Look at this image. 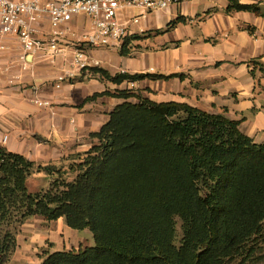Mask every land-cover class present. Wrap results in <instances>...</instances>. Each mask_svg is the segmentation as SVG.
I'll return each instance as SVG.
<instances>
[{
	"label": "trees",
	"instance_id": "obj_1",
	"mask_svg": "<svg viewBox=\"0 0 264 264\" xmlns=\"http://www.w3.org/2000/svg\"><path fill=\"white\" fill-rule=\"evenodd\" d=\"M227 10L264 16L261 5L240 0H229ZM143 38L131 35L119 53L131 56ZM90 73L118 85L177 76L103 67ZM117 91L112 95L124 102L68 169L0 145V264H9L19 226L35 216L64 218L94 238L85 248L47 251L41 264H234L257 250L264 240V143L224 114ZM36 172L50 185L33 191Z\"/></svg>",
	"mask_w": 264,
	"mask_h": 264
},
{
	"label": "crops",
	"instance_id": "obj_2",
	"mask_svg": "<svg viewBox=\"0 0 264 264\" xmlns=\"http://www.w3.org/2000/svg\"><path fill=\"white\" fill-rule=\"evenodd\" d=\"M240 2L264 8V0ZM228 6L229 0H192L160 11L134 9L139 22L131 24V28L144 37L137 44L153 47L131 56L119 53L114 69L113 64H102L91 55L98 52L93 49L99 48L86 49L88 58L99 61L112 74H177L170 79L125 81L118 85L83 74L73 65L75 53L71 45L57 56L25 54L17 38L0 37L6 45L0 52V145L36 163L67 167L78 153L86 152L95 143L91 133L98 132L114 108L124 102L112 95L124 89L153 101L186 102L210 113L224 114L240 121L243 133L264 143V16L228 11ZM78 18L70 23V39L76 34ZM89 29L90 25L85 32ZM68 64L76 72L69 71ZM59 76L66 79L59 81ZM107 92L110 94H104ZM97 93L102 95L87 100ZM37 175L48 181L42 172L31 178ZM50 226L47 230L29 229L27 248L37 245L55 252L75 244L92 246L94 238L89 229H72L64 218L51 221Z\"/></svg>",
	"mask_w": 264,
	"mask_h": 264
},
{
	"label": "built area",
	"instance_id": "obj_3",
	"mask_svg": "<svg viewBox=\"0 0 264 264\" xmlns=\"http://www.w3.org/2000/svg\"><path fill=\"white\" fill-rule=\"evenodd\" d=\"M187 1L192 0H0V37L17 38L25 54L57 56L71 45L75 53L73 65L90 75L92 64L86 49L121 48L135 34L131 24L139 22V15H132L130 10L160 11ZM81 15L90 19V29L83 39H70V23ZM5 48L0 40V52ZM65 79L66 76L58 77L59 81Z\"/></svg>",
	"mask_w": 264,
	"mask_h": 264
},
{
	"label": "rangeland",
	"instance_id": "obj_4",
	"mask_svg": "<svg viewBox=\"0 0 264 264\" xmlns=\"http://www.w3.org/2000/svg\"><path fill=\"white\" fill-rule=\"evenodd\" d=\"M130 12L132 14H135V15L137 14V12L135 10H130ZM86 18L87 17L85 15L79 16L78 25L75 26V31H76V34L74 36L75 40L84 38V35L86 34L85 31L88 29V26L90 25V21ZM144 19L145 18L143 16L140 18L141 21ZM165 46L166 45L164 44L161 47H165ZM149 47L152 48L153 46L146 47V46L138 44L136 49L133 51L132 55H134L135 52H137L138 54L140 52H145V51H147V49H149ZM93 50L94 51L98 50V52L97 53L92 52L91 55L94 58H97V60L99 59L100 61H102V64L104 62H107L108 64H113V66H114L113 69L116 67V65L120 59V54H119V51L117 48L102 47V48L93 49ZM89 60H90V63L92 64V67H101V63H98V64L94 63V62H97V60H93L90 58H89ZM66 67L68 69H70L69 71L74 69V72H76L75 68H73L71 65L68 64V65H66ZM110 67H112V66H110ZM67 74L70 75V73H67ZM73 75H74V73H73ZM133 88H135V87H133ZM134 90L140 92L141 88H135ZM66 169H68V167ZM42 176L43 175H37V176L30 178L29 186H30L31 190L37 191L42 187H48L50 185V181L49 180L47 181ZM27 220L22 225H20L18 228L17 240H18V246L19 247L16 250V252L12 255V257L9 261V264H38V262H40L39 264H41L43 261V257L45 255V252H47L46 249H43L37 245L36 246L34 245L33 247L30 245L29 249H28L27 244H28L29 238H30V233H31V232H29L30 230L36 231L37 229H40V227H45L44 229L47 230L46 227H51L50 226L51 221H48L41 216H35L32 218H29L28 221ZM177 231H178V237L181 238L182 237V222L179 219H178V223H177ZM90 236H93V234ZM48 243H49V241H48ZM91 245H94V239L92 240ZM49 247H51V245ZM80 248H83V247L79 244L78 245L75 244V245L70 246V247L66 246V249H68V250L80 249ZM253 251H252V253H247L245 255L246 257L245 256L237 257L235 260H233L231 262H237L234 264H238V262H255V264H264V240L262 241L261 245L257 248V250H253ZM48 252H50V251H48Z\"/></svg>",
	"mask_w": 264,
	"mask_h": 264
}]
</instances>
